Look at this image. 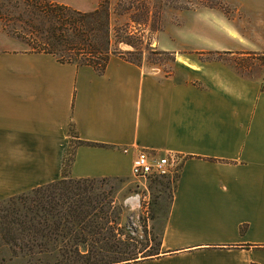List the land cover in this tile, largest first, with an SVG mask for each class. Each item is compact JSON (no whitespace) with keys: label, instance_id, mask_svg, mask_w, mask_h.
I'll return each mask as SVG.
<instances>
[{"label":"crops","instance_id":"crops-1","mask_svg":"<svg viewBox=\"0 0 264 264\" xmlns=\"http://www.w3.org/2000/svg\"><path fill=\"white\" fill-rule=\"evenodd\" d=\"M48 1L80 12L99 4ZM248 11L259 29L230 35L236 45L211 47L258 50L264 0ZM175 52L187 71L169 74L112 55L101 74L31 51L0 20V200L61 179L73 139L67 172L77 179L130 178L140 150L173 153L182 165L159 255L129 264H264L263 80L220 75L197 60L203 70L195 71L178 62L187 54Z\"/></svg>","mask_w":264,"mask_h":264},{"label":"rangeland","instance_id":"rangeland-1","mask_svg":"<svg viewBox=\"0 0 264 264\" xmlns=\"http://www.w3.org/2000/svg\"><path fill=\"white\" fill-rule=\"evenodd\" d=\"M6 1L9 2L10 12L5 13L1 19L5 31L23 40L31 51H35L38 49L36 43L40 35L37 34L39 31L37 29L42 27L41 21H45L46 27L49 24L39 12V8L32 6L36 0H29L28 3L25 0ZM253 1L110 0L112 50L116 54L121 53L125 58L145 64L152 70L160 68L162 72L174 74L184 72L186 69L175 63L172 55L160 51L176 53L175 50L179 49L187 55L180 56L178 62L189 69L203 70L198 63L203 62L220 75L230 70L244 78L261 77L264 87V44L258 45L259 49L256 51L242 50L243 54L211 47L215 41L223 42L222 44L226 46L236 45L238 40L234 38L246 37V32L253 34L255 28H260L259 19L248 11ZM119 2L123 5L132 4L128 14H123V7L117 5ZM130 15H134L140 23L133 22ZM125 24L129 25V29L136 37L142 39V42L136 45L138 48L119 42L121 36L116 30ZM45 37L46 34L42 39ZM200 52L206 54H199ZM186 64L197 67V70ZM76 144L77 140L73 139L65 159L66 170L73 158ZM95 186L98 189L96 192L102 194L101 197L106 195V200L113 202L111 204L113 217L105 226L104 232L117 230L133 238L136 251L151 248L153 252L152 247H156L167 218L173 182L164 178L143 181L132 176L104 179L95 183ZM100 222L103 223L102 220ZM20 243L24 244L25 241ZM60 262H62L60 252L52 243L47 249L32 247L31 250L24 248L21 251L19 247L13 249L0 240V264H60ZM61 264L68 263L64 260Z\"/></svg>","mask_w":264,"mask_h":264},{"label":"trees","instance_id":"trees-1","mask_svg":"<svg viewBox=\"0 0 264 264\" xmlns=\"http://www.w3.org/2000/svg\"><path fill=\"white\" fill-rule=\"evenodd\" d=\"M117 5L123 7V14L132 9V4L119 2ZM32 6L39 8L49 23L46 27L45 21H41L42 27L37 29L40 39L36 52L53 54L62 63L92 66L101 74L112 55L122 56L112 50L110 0H99L92 12H80L48 0H36ZM8 12L9 2L0 0V20ZM130 19L140 23L134 15H130ZM129 28L127 24L117 28L121 36L119 42L135 47L142 39ZM160 53L173 56L164 51ZM103 180L73 178L64 168L61 179L0 200V240L21 251L32 247L47 249L52 243L60 252L62 262L65 260L68 264H129L159 255L161 236L156 247H152L153 252L151 248L136 251L133 238L117 230L104 232L113 217V202L96 192L95 183Z\"/></svg>","mask_w":264,"mask_h":264},{"label":"built area","instance_id":"built-area-1","mask_svg":"<svg viewBox=\"0 0 264 264\" xmlns=\"http://www.w3.org/2000/svg\"><path fill=\"white\" fill-rule=\"evenodd\" d=\"M126 148L124 152H128ZM182 159L173 153L140 150L132 161L131 173L138 180L169 179L173 183L181 171Z\"/></svg>","mask_w":264,"mask_h":264},{"label":"bare ground","instance_id":"bare-ground-1","mask_svg":"<svg viewBox=\"0 0 264 264\" xmlns=\"http://www.w3.org/2000/svg\"><path fill=\"white\" fill-rule=\"evenodd\" d=\"M188 64V63H187Z\"/></svg>","mask_w":264,"mask_h":264}]
</instances>
